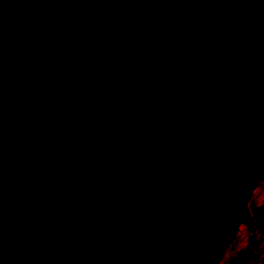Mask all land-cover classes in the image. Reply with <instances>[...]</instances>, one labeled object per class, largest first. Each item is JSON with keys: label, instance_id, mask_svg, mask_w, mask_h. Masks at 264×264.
<instances>
[{"label": "water", "instance_id": "water-1", "mask_svg": "<svg viewBox=\"0 0 264 264\" xmlns=\"http://www.w3.org/2000/svg\"><path fill=\"white\" fill-rule=\"evenodd\" d=\"M263 176L264 0H0V264H218Z\"/></svg>", "mask_w": 264, "mask_h": 264}, {"label": "flooded vegetation", "instance_id": "flooded-vegetation-1", "mask_svg": "<svg viewBox=\"0 0 264 264\" xmlns=\"http://www.w3.org/2000/svg\"><path fill=\"white\" fill-rule=\"evenodd\" d=\"M256 186L247 203L252 219L238 224L235 236L218 264H264V242L260 240L263 233L260 222L264 220V176ZM243 253L245 255L241 257Z\"/></svg>", "mask_w": 264, "mask_h": 264}, {"label": "rangeland", "instance_id": "rangeland-1", "mask_svg": "<svg viewBox=\"0 0 264 264\" xmlns=\"http://www.w3.org/2000/svg\"><path fill=\"white\" fill-rule=\"evenodd\" d=\"M260 224H262V229H263V233H262V236L260 237V240L262 239L261 243H263V242H264V220H263V221L261 220ZM241 232H242V230H241ZM234 236H235V235H234ZM233 238H234V237H233ZM232 240H233V239H232ZM261 243H260V244H261ZM259 246H260V245H259ZM224 254H225V251H224L222 257L224 256ZM222 257H221V258H222Z\"/></svg>", "mask_w": 264, "mask_h": 264}, {"label": "bare ground", "instance_id": "bare-ground-1", "mask_svg": "<svg viewBox=\"0 0 264 264\" xmlns=\"http://www.w3.org/2000/svg\"><path fill=\"white\" fill-rule=\"evenodd\" d=\"M261 180H262V178H261ZM261 180H259V182H260ZM259 182H258V183H259ZM257 185H258V184H257ZM256 187H257V186H256ZM253 192H254V191H253ZM247 205H248V204H247ZM247 207H248V206H247ZM248 209H249V207H248ZM247 215H248V217H249L250 214H247ZM238 222L241 223V221H237V223H238ZM231 241H232V240H231ZM228 245H229V244H228ZM228 245H227V246H228ZM219 261H220V260H219Z\"/></svg>", "mask_w": 264, "mask_h": 264}]
</instances>
